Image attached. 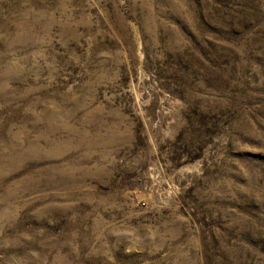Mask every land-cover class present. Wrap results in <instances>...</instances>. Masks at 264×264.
<instances>
[{"label":"rangeland","instance_id":"374dc122","mask_svg":"<svg viewBox=\"0 0 264 264\" xmlns=\"http://www.w3.org/2000/svg\"><path fill=\"white\" fill-rule=\"evenodd\" d=\"M0 264H264V0H0Z\"/></svg>","mask_w":264,"mask_h":264}]
</instances>
